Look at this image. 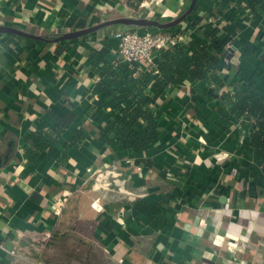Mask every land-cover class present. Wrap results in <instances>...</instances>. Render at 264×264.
<instances>
[{"label":"crops","instance_id":"1","mask_svg":"<svg viewBox=\"0 0 264 264\" xmlns=\"http://www.w3.org/2000/svg\"><path fill=\"white\" fill-rule=\"evenodd\" d=\"M189 1L0 0V26L58 36L144 10L173 18ZM190 15L222 21L218 0H196ZM242 19L226 27L236 46L217 70L154 99L160 137L136 155L116 133L104 138L124 94L104 56L110 36L0 34V264H264V170L250 121L228 101L234 91L264 100V63L241 53L264 47V18ZM203 24L179 25L192 39ZM117 177L120 188H100Z\"/></svg>","mask_w":264,"mask_h":264},{"label":"trees","instance_id":"2","mask_svg":"<svg viewBox=\"0 0 264 264\" xmlns=\"http://www.w3.org/2000/svg\"><path fill=\"white\" fill-rule=\"evenodd\" d=\"M218 11L220 12L221 20L226 25L222 28L223 32L227 29V25H233L237 29L239 27L238 23H242V18L244 17L249 16L253 19L256 16H260L264 18V0H218ZM184 21L189 22L191 27H195L201 21L204 23L205 18L191 19V15H189ZM116 26H110L105 29H113ZM178 26L161 30L155 28L154 30L175 36L180 34ZM127 29L142 30L147 28ZM198 31L201 34L197 38L193 37L191 40L179 43L161 52L157 63L159 73L156 76L146 72H139L135 78L133 74L137 70L136 64H119L118 67H120L122 73L120 72L118 83L124 88V94L113 98L110 104L114 110H110L108 114L109 120L103 126L105 128V139H107L108 132L116 133L115 143L117 147L127 149L133 155L147 150L156 143L160 137L159 128L150 110V105L154 102V99L159 98L166 92H170V90L180 86L184 81L192 83L205 80L222 63L225 45L227 44L225 43L226 39L221 35L223 32L220 33V31L214 28L209 29L205 33L201 29H198ZM263 33L261 32L260 34L262 39H264ZM34 34H38V32L36 31ZM60 34L62 32L58 35ZM228 35L232 38L231 34L228 33ZM37 36H40L42 40H49L51 42L56 37L48 35L46 32H41ZM59 43L61 42H54V44ZM260 47L253 48L247 46L241 53L244 56L248 52L250 56L253 55L260 59L261 63H264V57H261V54L264 53V47L262 45ZM101 50L97 51L101 52ZM104 56L109 62L112 61V55L109 50L104 51ZM260 67L262 66L260 65L258 69ZM235 70L237 74L238 70H242V68H236ZM261 70L259 69L262 74ZM111 74L114 75L115 72ZM235 79L237 84L241 83L238 74L235 76ZM228 101L229 110L233 114L245 117L250 121L252 127L250 144L256 154L257 162L262 170H264V100L255 91H234L228 97ZM96 106L104 108L106 104L104 101L96 102L95 108ZM118 178H106L99 182V186L103 190L120 188L123 186V181ZM64 203L65 200L57 202V214H59L61 206L63 207ZM35 243L36 245L43 243L42 246H46L49 241L41 242L40 239H37Z\"/></svg>","mask_w":264,"mask_h":264},{"label":"built area","instance_id":"3","mask_svg":"<svg viewBox=\"0 0 264 264\" xmlns=\"http://www.w3.org/2000/svg\"><path fill=\"white\" fill-rule=\"evenodd\" d=\"M206 23L209 28H219L220 30L225 25L224 23L220 24L216 19H208ZM199 28L204 30L205 24L199 26ZM110 38L112 40V44H110L112 64H136L138 70L153 76L159 73L157 63L161 52L179 43L191 40L190 35L186 34L185 31L172 36L169 33L148 28L142 30L127 28L126 30H116ZM231 51L232 47L227 46L226 52ZM54 211L57 214V209Z\"/></svg>","mask_w":264,"mask_h":264},{"label":"water","instance_id":"4","mask_svg":"<svg viewBox=\"0 0 264 264\" xmlns=\"http://www.w3.org/2000/svg\"><path fill=\"white\" fill-rule=\"evenodd\" d=\"M195 4H196V0H190L186 10L182 14H180L178 17H176L175 19L169 22L161 23L156 20H150V19H145V18H140V17H133V18L132 17H118L114 19H108L105 21H101L95 25H92L86 28L62 33L56 36L52 40V42H66V41L75 40L83 36L100 31L102 29L108 28L110 26H116V25L123 26L126 28L154 27L159 30L168 29V28L177 26L181 22H183L186 19V17L189 16L193 12ZM0 34L14 35V36H19V37L26 38V39L42 40V38L37 35L26 33L22 30L12 28V27H7V26H0Z\"/></svg>","mask_w":264,"mask_h":264},{"label":"rangeland","instance_id":"5","mask_svg":"<svg viewBox=\"0 0 264 264\" xmlns=\"http://www.w3.org/2000/svg\"><path fill=\"white\" fill-rule=\"evenodd\" d=\"M186 8L187 7H185V9L181 12V13H179V14H177V16H175V17H173V18H166V17H164L163 15L164 14H147L146 12L147 11H143V13L141 14L142 15V18H145V19H150V20H156V21H159V22H161V23H165V22H169V21H171V20H173V19H175L176 17H178L180 14H182L185 10H186ZM123 15H126V13H123ZM123 17H136L135 16V14H130V13H128L127 14V16H123ZM187 18V17H186ZM107 19V18H106ZM106 19H104V20H102V19H95L94 20V22H92L93 23V25L94 24H97V23H99V22H101V21H105ZM186 20V19H185ZM221 23H223V21H221ZM186 26V25H185ZM225 26V25H224ZM205 27H207V29H212V28H209V26H208V24L205 22ZM119 28V29H118ZM150 30H154L155 28L154 27H148ZM153 28V29H152ZM178 28L180 29V25L178 26ZM126 30V27H123V26H116V27H114L113 29H102V30H100V31H97V32H95L94 34H92V36L94 37V38H102V37H105V38H107V36H111L112 35V33L113 32H115L116 30ZM157 29V28H156ZM214 29H217L218 31H220V33H222L223 32V30H220L219 28H214ZM181 31H186V27L185 28H183V29H180V32ZM51 35H53V34H51ZM188 35H189V33H188ZM222 35V37L223 38H225L226 39V42L225 43H227L225 46L227 47V46H231L232 47V49L234 48L233 47V44L235 43V46H236V41L234 40V39H232V38H230V35H228V32H226V30H224V32H223V34H221ZM238 39V38H237ZM232 41H233V43H232ZM236 50V49H235ZM224 51H226V48L224 49ZM239 51V50H238ZM263 51H264V49H263ZM225 53V52H224ZM263 53V52H262ZM226 54V53H225ZM243 56V55H242ZM239 66V65H238ZM239 68V67H238ZM46 241V240H45ZM52 260H57V259H52Z\"/></svg>","mask_w":264,"mask_h":264}]
</instances>
